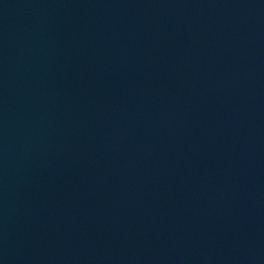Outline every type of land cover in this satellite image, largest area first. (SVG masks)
I'll use <instances>...</instances> for the list:
<instances>
[{"label":"water","instance_id":"obj_1","mask_svg":"<svg viewBox=\"0 0 264 264\" xmlns=\"http://www.w3.org/2000/svg\"><path fill=\"white\" fill-rule=\"evenodd\" d=\"M0 264H264V0H0Z\"/></svg>","mask_w":264,"mask_h":264}]
</instances>
